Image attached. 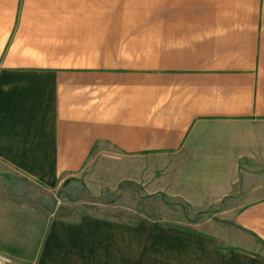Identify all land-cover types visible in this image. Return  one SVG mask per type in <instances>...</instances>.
I'll use <instances>...</instances> for the list:
<instances>
[{
	"label": "crops",
	"instance_id": "obj_1",
	"mask_svg": "<svg viewBox=\"0 0 264 264\" xmlns=\"http://www.w3.org/2000/svg\"><path fill=\"white\" fill-rule=\"evenodd\" d=\"M99 146L219 214L54 219L32 264H264V0H0V191L57 190Z\"/></svg>",
	"mask_w": 264,
	"mask_h": 264
},
{
	"label": "rangeland",
	"instance_id": "obj_2",
	"mask_svg": "<svg viewBox=\"0 0 264 264\" xmlns=\"http://www.w3.org/2000/svg\"><path fill=\"white\" fill-rule=\"evenodd\" d=\"M110 153L107 147L99 146L81 172L67 178L57 190L47 192L21 180L15 184L3 182L0 209L13 210L16 206L17 212H0V255L32 264L47 225L54 219L76 221L82 215H95L134 223L145 216H155L161 223L178 218L186 225L201 223L209 214H219L186 212L184 203L146 196L143 185L137 182L138 168L132 167L143 159L114 160ZM41 207L53 212L28 211Z\"/></svg>",
	"mask_w": 264,
	"mask_h": 264
},
{
	"label": "built area",
	"instance_id": "obj_3",
	"mask_svg": "<svg viewBox=\"0 0 264 264\" xmlns=\"http://www.w3.org/2000/svg\"><path fill=\"white\" fill-rule=\"evenodd\" d=\"M0 264H11V259L6 256L0 255Z\"/></svg>",
	"mask_w": 264,
	"mask_h": 264
}]
</instances>
